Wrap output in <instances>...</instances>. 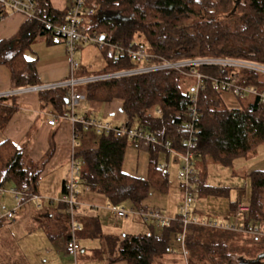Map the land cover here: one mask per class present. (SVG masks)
<instances>
[{
  "label": "trees",
  "instance_id": "obj_1",
  "mask_svg": "<svg viewBox=\"0 0 264 264\" xmlns=\"http://www.w3.org/2000/svg\"><path fill=\"white\" fill-rule=\"evenodd\" d=\"M35 2L38 15L53 24L66 23L73 4L71 1L67 9L59 10L50 0ZM85 8L94 11L93 22L87 25L88 33L108 43L145 47L151 54L147 64L215 58L264 65V0H85ZM39 35L49 43L62 40L31 16L16 36L0 39V65L10 70L13 89L41 85L37 60L26 55ZM85 45L79 44L78 48ZM97 45L104 63L98 70L91 66L79 67L76 78L137 67L128 55L109 57L107 47ZM196 73L203 77L199 80ZM189 76L194 79L191 83L186 79ZM214 79L264 90L263 72L230 65L196 64L92 81L83 84L82 91L85 99L94 105L120 102L126 125L136 124L160 141H170L172 148L184 153L189 136L186 129L189 108L199 82L193 149L196 178L192 180L190 193L193 197L196 194L227 197L229 188L206 182L207 167L212 162L231 166L236 159L246 158L264 144V96L252 94V100L245 103L242 101L245 92L216 88ZM226 92L232 93L241 105L231 106L224 95ZM38 94L43 107L51 106L61 116L70 115L69 88L41 89ZM17 98L18 94L0 97V130L18 112ZM75 133L74 152L81 166L79 186L104 195L110 205L120 206L129 201L137 209H157L145 206L144 201L152 189L162 192L168 189L169 170L167 166L161 168L159 161L163 153L168 162L171 154L168 149L160 144L148 145V175L140 177L123 169L130 138L100 134L94 127L80 123ZM51 157L49 152L42 160L35 161L23 145L10 139L1 141L0 188L9 183L21 193L23 201L31 199L38 193L41 175ZM248 177L250 208L241 223L245 228L258 227L262 233L190 222L185 227L188 264H241L235 260L237 255L247 259L244 263H250L264 254V170H253ZM65 185L66 182L64 192ZM238 204L239 200L232 202L230 211H235ZM68 209L66 202H60L54 224L44 227L52 240L70 232ZM231 217L227 215L220 221H229ZM96 219H88L83 225L79 222L82 228L78 239L103 238L112 263L161 264L163 259L176 253L175 242L178 243L177 236L184 228L179 213L168 225L154 224L149 233L138 234H103ZM262 258L256 264H261ZM0 264L30 263L20 257L5 263L0 255Z\"/></svg>",
  "mask_w": 264,
  "mask_h": 264
},
{
  "label": "crops",
  "instance_id": "obj_2",
  "mask_svg": "<svg viewBox=\"0 0 264 264\" xmlns=\"http://www.w3.org/2000/svg\"><path fill=\"white\" fill-rule=\"evenodd\" d=\"M50 2L54 8L65 10L69 7L71 0H50ZM28 19L29 16L27 14L9 10L3 11L0 7V39H10L16 36L21 26ZM27 51L35 54L34 58L29 59L36 58L37 60V71L41 85L68 80L71 73V56L67 52V44L64 39L55 43H49L46 38L39 35L33 40ZM77 86V92L83 94V84L79 83ZM14 90L16 89H13L10 70L6 66L0 65V93L8 94L14 92ZM18 90H21L17 93L19 110L12 116L5 129L0 130V142L5 139H10L17 144L23 145L26 147L29 157L35 161L42 160L49 152L52 153V157L46 164L41 175L42 178L38 184V193L35 197L23 201L24 205L20 207L25 216H20L19 220L23 219L22 223L24 225L27 224L28 228H30V231L27 232L30 233L32 230V232L34 230H42L44 232V235L41 236V241L45 248L39 250L40 253L36 254V258H39V263H37L38 261L35 258L32 261V259L30 260L26 257L28 261L26 258L25 260L30 264H72L70 261L63 263L64 258L69 259L73 257L66 252V242L69 237V232L62 237L52 240L44 228L45 226H52L54 224L57 207L62 202L64 184L69 180L71 174L70 160L73 148L75 150L72 124L69 116L66 117L57 114L51 106L43 107L39 100L37 89H26V87H23L18 88ZM230 102L228 101V103ZM96 106H99V104ZM107 108L112 110L114 104H109ZM53 118L56 122L54 125H50L48 121ZM131 144H136L139 150L146 149L148 152V145L142 142L131 139ZM101 195L100 193L91 191H86L83 196L80 193L78 194V205L75 210L77 221L83 225L84 221L97 218L96 220L99 222L103 234H135L133 233L135 232L133 222L129 221V223L117 225L119 220L115 219L114 214L108 207L107 199L102 198ZM10 196L13 198L11 193ZM80 197L83 198L82 201ZM94 200L99 203H94ZM17 210L19 209L17 208L15 210V214ZM231 212L229 211L228 215ZM15 214L12 218L4 219H15ZM139 219L143 218L139 217ZM18 223L21 222L18 221ZM0 224H2V220ZM85 238L89 241L80 244V254L77 259L73 257L75 264H79L80 259L82 263L86 262L92 256V253L99 259V263H112L108 259L103 238H97L99 239V246L97 247H94L93 241H90L95 238ZM13 243L16 248V254L18 252L19 255H22L18 241ZM86 254L88 255L87 257ZM172 260L176 261V258L170 259L169 261Z\"/></svg>",
  "mask_w": 264,
  "mask_h": 264
},
{
  "label": "built area",
  "instance_id": "obj_3",
  "mask_svg": "<svg viewBox=\"0 0 264 264\" xmlns=\"http://www.w3.org/2000/svg\"><path fill=\"white\" fill-rule=\"evenodd\" d=\"M73 2L71 8V14L66 23L62 24H53L46 19L38 15L36 2L35 0H0V5L3 6V9L9 10L12 12H21L36 18L43 26L47 29H51L56 32L62 39L65 40L67 44V52L71 56V73L68 80L62 82H55L45 85H34L31 87H26V89H51L57 87H67L69 88V108L70 115L69 119L72 124L73 132V141H75L76 133L75 129L77 124H83L84 127H94L96 131L100 134H114L118 137H128L132 140L142 142L143 144L150 145L160 144L163 145L170 153L174 156V161L181 160L182 169L179 171V177L184 180L182 188L186 192L184 202L178 206V213L182 215V221L184 223L183 231L177 236V242L180 244L181 251L184 255V262L187 263L185 257V237L186 230L185 227L188 223H198L205 224L215 227H221L232 230H242L250 233H262V230H259L258 227L249 226L245 228L241 223L245 214L248 213L250 208V201H239L238 207L235 211H232L229 215L232 216L233 220L229 221H220L214 219H208L207 217H197L194 215V211L191 207L193 201V196L190 193L192 187V180L196 178V171L194 166V146H195V130H196V120L198 118L196 101L198 99V92L201 87L200 83L196 85L195 95L192 97V103L190 111V120L187 123L186 129L189 131V136L185 140L186 143V152L181 153L172 148L170 141L162 142L157 136L152 135L142 127L131 126V125H122V126H113L109 122H104L93 117H84L78 116L75 112L76 106L80 103L81 100L85 99V95L77 92L76 86L79 83L85 84L92 81L103 80L113 77H119L124 75H133L143 72L155 71V70H165V69H181L184 66L196 65V64H220V65H230L239 68L251 69L258 72L264 73V65L243 61L235 59H215V58H203V59H193V60H184V61H170L162 60L157 64H147L146 61L151 57V54L145 47L134 48L132 45L123 46L121 44L108 43L103 40V38L98 37L96 34H90L87 32V25L93 22L94 11L92 9L85 8V0H71ZM94 42L99 44L102 47H107V55L109 57L119 58L120 56L128 55L136 64L137 67L123 70L119 72L106 73L102 75H94L87 77H75V72L79 68V64L74 60V54L78 48L79 44H88ZM200 80L203 75L200 73L195 74ZM214 84L216 88H221L223 90H234L236 93L248 92L251 94H257L264 96V90L259 91L256 87H239L233 85L231 82L220 81L214 79ZM25 90V89H23ZM21 90H14L11 93H0V97L10 96L13 94L19 93ZM56 120L53 118L48 121L50 125H54ZM71 174L69 180L65 185V192L62 196V201L66 202L69 205L68 212L70 214L71 228L69 232V237L66 242V252L77 259L81 251V245L78 239V232L81 230L82 226L77 221L75 217V210L78 205L77 196L79 194V176H80V162L75 156L74 148L71 156ZM168 166V162L160 164V167L163 168ZM10 193L13 198L19 199L21 193L16 190V188H11ZM3 197L2 188H0V199ZM35 197V195L33 196ZM110 211L114 214L116 220L121 218H127L131 212L126 211L118 205H109ZM144 221H152L158 227H164L170 223L171 218H166L162 216L159 209L145 210V209H136ZM14 211H9L6 215L1 216L2 218H12L14 216Z\"/></svg>",
  "mask_w": 264,
  "mask_h": 264
},
{
  "label": "rangeland",
  "instance_id": "obj_4",
  "mask_svg": "<svg viewBox=\"0 0 264 264\" xmlns=\"http://www.w3.org/2000/svg\"><path fill=\"white\" fill-rule=\"evenodd\" d=\"M26 55L28 58H34L35 54L27 51ZM74 60L78 62L80 69L91 66L98 70L104 63L102 51L94 42L88 43L84 47H79L75 52ZM186 79L190 83L194 80L192 76H189ZM187 87L190 88V85ZM224 95L227 101H231L229 103L231 106L238 107L241 105L232 93L226 92ZM252 98L253 95L251 93L245 92L242 101L246 103L251 101ZM115 104L114 108L109 110V108H107L109 104L103 103L96 106L87 99H83L76 106L75 112L78 116L88 114L93 118L109 122L113 124V126H122L126 123V116L121 111L120 103ZM135 126L137 125L135 124ZM159 161L161 164L166 163V157L163 153L159 155ZM148 164L149 155L146 149L139 150L136 144L128 146L123 164L124 171L140 177H147ZM167 168L169 170L168 189L164 192L152 189L149 196L145 199L144 205L159 209L162 216L166 218H174L176 216L175 214L178 213V206L184 202L186 195V192L182 188L184 180L179 177V171L182 169V162L181 160L174 161V156L170 154ZM256 168L264 170V144L260 145L246 158L236 159L231 166H225L216 162L210 163L206 170V182L214 186L227 187L229 188L230 193L227 197L199 196L196 194L191 203L194 215L197 217L209 216L211 219L221 220L228 215L232 202L237 200L248 201L250 199V180L248 174ZM11 187V184L8 183L2 188L3 197L0 199V217L6 215L9 211L15 212L17 208L19 210H17L16 214L14 213L15 219L7 220L2 218V224H0V255L4 258L5 263L16 260L18 257L24 259L28 257L30 260L32 259V261L35 258L38 261L37 263H39V258H36V254L40 253L39 250L45 248L41 241V236L44 235V232L42 230H34V232H32V230L30 233L27 232L30 231V228H28L27 224L24 225L22 223L23 219L19 220L20 216H25L20 208L24 205L23 200L21 197L19 199L11 198ZM78 191L81 196L86 192L82 186L78 187ZM101 196L102 198H105L104 195ZM80 200L82 201L83 198L80 197ZM94 201V203H99L96 200ZM109 205L110 203L108 202V207ZM120 207L131 213L127 218H121L117 225L129 223V221H131L135 227V232L133 233L138 234L150 232L151 225L154 226V222L139 219V217L141 218L140 214L129 201L123 202ZM230 219L233 220L232 217ZM18 221L21 223H18ZM15 241H18L22 255H19L18 252L16 254V248L13 243ZM87 241L89 240H86L84 237L79 238L80 244ZM90 241H93L94 247L99 246V239L95 238ZM175 250L176 253L172 256L169 255L167 257L169 259H163L164 262L161 261V264H165V262H167V264H185L179 243L175 242ZM87 256L88 255L86 254V257ZM28 258H26V260ZM175 258L176 261H169L170 259ZM243 258L245 257L240 255L235 256V260L237 262L239 261L241 264L247 260ZM108 259L111 260L110 257H108ZM63 261V263L70 261L72 264H75L73 257L69 259L64 258ZM261 262V264H264L263 258ZM79 264L103 263H99V259L94 256V253H92L90 259L83 263L80 259ZM111 264L124 263L113 262Z\"/></svg>",
  "mask_w": 264,
  "mask_h": 264
},
{
  "label": "water",
  "instance_id": "obj_5",
  "mask_svg": "<svg viewBox=\"0 0 264 264\" xmlns=\"http://www.w3.org/2000/svg\"><path fill=\"white\" fill-rule=\"evenodd\" d=\"M264 256V254L263 255H261L257 260H255L254 262H250V263H242V264H256V263H258L259 261H260V259H261V257H263Z\"/></svg>",
  "mask_w": 264,
  "mask_h": 264
},
{
  "label": "bare ground",
  "instance_id": "obj_6",
  "mask_svg": "<svg viewBox=\"0 0 264 264\" xmlns=\"http://www.w3.org/2000/svg\"><path fill=\"white\" fill-rule=\"evenodd\" d=\"M240 99V98H239ZM12 100V99H11Z\"/></svg>",
  "mask_w": 264,
  "mask_h": 264
}]
</instances>
